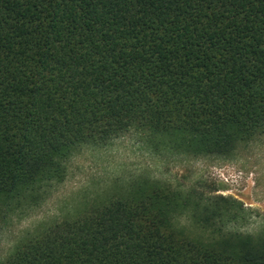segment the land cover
Returning a JSON list of instances; mask_svg holds the SVG:
<instances>
[{
  "label": "trees",
  "instance_id": "trees-1",
  "mask_svg": "<svg viewBox=\"0 0 264 264\" xmlns=\"http://www.w3.org/2000/svg\"><path fill=\"white\" fill-rule=\"evenodd\" d=\"M126 112L151 118L147 127L137 121L132 133L163 153L226 159L237 133L247 132L249 141L260 135L253 133L264 119V0H0V178L18 175L66 131L83 137L95 126L96 142L97 132L105 142L129 133ZM215 124L236 131L203 144L204 126ZM206 187L198 182L192 191L219 204L233 223L252 217L240 200ZM153 190L161 197L167 191ZM88 208L76 219L63 216L51 232L25 233L11 248L31 247L28 264H51L50 249L65 264L74 257L225 264L215 251L189 257L183 240L161 238L147 220L134 224V210L125 221L117 209L90 219ZM19 214L13 204L7 219ZM227 264L264 261L234 255Z\"/></svg>",
  "mask_w": 264,
  "mask_h": 264
},
{
  "label": "snow or ice",
  "instance_id": "snow-or-ice-1",
  "mask_svg": "<svg viewBox=\"0 0 264 264\" xmlns=\"http://www.w3.org/2000/svg\"><path fill=\"white\" fill-rule=\"evenodd\" d=\"M123 118L129 122V133L137 127V121L147 127L145 121L151 119H141L133 112H126ZM172 125L180 124L177 122ZM244 127L248 128V125ZM94 130L95 126L89 130L88 136L83 137L76 131H66L63 141L44 149L42 155L32 159L23 170H18V175L14 174L7 180L0 178V225L3 226V231H0V264H28V254L35 255L31 247L10 248L11 236L16 234L17 238H22L25 233L37 227L41 229L39 235L51 232L58 227L52 212L66 208L83 212L86 203L89 205L87 210L90 219L99 216L101 210L107 212L117 209L127 221L134 210L140 214L132 220L134 224L143 225L147 220L152 224V231L158 232L161 238L183 240L181 250H186L189 257L202 255L207 258L215 251L225 264L234 255H259L264 261V119L253 133L260 134V163L249 168L253 174V183L258 184L261 189V214L259 219L253 216L251 220L241 223H233L219 204L200 199L199 193L192 191L190 181L185 184L181 183V177L169 179L170 157L163 152L153 151L155 145L149 147L143 158L127 152L117 153L110 148L111 138L105 142L104 134L97 132L96 135L101 140L96 142L95 137H91V131ZM235 131L234 128L221 124L205 125L201 134L204 137L202 143L207 144L208 137L220 136L226 139V133ZM237 135L241 137L236 142L237 147L247 152L251 147L247 139L248 133L241 131ZM119 139L128 142L127 135H121ZM147 139L150 140L151 137ZM89 153L93 154L94 166L90 170L78 168L77 162L81 156ZM142 159L161 164L163 183H153L152 177L145 180L147 169L144 163H138ZM250 159L255 161L254 156ZM153 189L167 191L161 197ZM26 191L31 194L27 199H21L18 194ZM42 193L50 194L49 198L44 201L43 207H35ZM89 197H98L100 202L96 203ZM13 204L22 213V217L14 227H10L7 216L8 209ZM64 219H76V216H65ZM47 238L44 236V240ZM64 247L71 249L72 245L65 244ZM48 255L52 257L51 264H56V261L65 264L58 250L50 249ZM108 262L112 264L111 260ZM71 264H93V260L88 258L85 261L74 257Z\"/></svg>",
  "mask_w": 264,
  "mask_h": 264
},
{
  "label": "rangeland",
  "instance_id": "rangeland-1",
  "mask_svg": "<svg viewBox=\"0 0 264 264\" xmlns=\"http://www.w3.org/2000/svg\"><path fill=\"white\" fill-rule=\"evenodd\" d=\"M136 133H127L128 142L122 141L118 138L112 141L110 148L116 150L117 153L127 152L131 155H139L144 157V153L148 149L142 144ZM251 147L245 152L238 148L230 158H219V157H190L177 154L165 153L170 157L168 163V172L171 175L168 177H181V183L191 182V185L202 182L207 187L216 186L218 189L216 193L222 194L223 196H231L240 200L245 208H249L252 211L253 216L257 219L260 218L261 214V189L256 183H253L252 172L249 170L250 166L258 165L260 163V135L250 140ZM254 156L255 161L251 160L250 157ZM138 163H144L147 169V175L145 178L152 177V182L162 183L161 178L162 167L158 161H152L150 159H142ZM94 166L93 154L81 156L77 162V167L80 169L90 170ZM259 169H257L258 171ZM206 187V188H207ZM49 195L45 198L47 200ZM88 199L96 201L98 197H89ZM43 200L36 207H43ZM87 205V203L85 204ZM251 206V207H250ZM72 209L66 208L64 210L57 209L51 214L56 218V221L60 220L63 216L71 215ZM22 214L14 215L10 218L9 225L14 227L15 224L20 221ZM0 231H3V226L0 225ZM17 235L14 234L10 237L9 247L18 240Z\"/></svg>",
  "mask_w": 264,
  "mask_h": 264
},
{
  "label": "clouds",
  "instance_id": "clouds-1",
  "mask_svg": "<svg viewBox=\"0 0 264 264\" xmlns=\"http://www.w3.org/2000/svg\"><path fill=\"white\" fill-rule=\"evenodd\" d=\"M102 195H103V194H102ZM71 211H72V214H73V215H75V214H76V212H74L73 210H71ZM162 230H163V229H162Z\"/></svg>",
  "mask_w": 264,
  "mask_h": 264
}]
</instances>
